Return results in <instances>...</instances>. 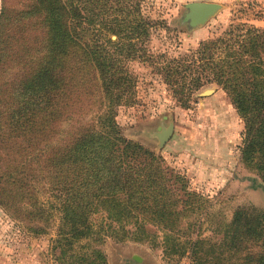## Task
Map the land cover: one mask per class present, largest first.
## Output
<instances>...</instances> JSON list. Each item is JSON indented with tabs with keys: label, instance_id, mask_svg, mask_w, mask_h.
<instances>
[{
	"label": "trees",
	"instance_id": "1",
	"mask_svg": "<svg viewBox=\"0 0 264 264\" xmlns=\"http://www.w3.org/2000/svg\"><path fill=\"white\" fill-rule=\"evenodd\" d=\"M18 4L21 9L5 1L0 17V204L39 220L37 212L48 209L36 199L39 183L60 185L57 236L67 246L90 235L88 216L98 206L110 219L134 220L135 226L148 212L163 218L168 213L163 200L170 191L157 187L155 176L165 180L152 170L153 153L120 136L113 118L132 85L120 57L125 48L133 50V38L146 34L145 21L138 16L140 1ZM104 32L116 34L115 40L107 38L112 52L101 42ZM125 32L134 35L121 34ZM261 48L264 28L240 25L156 68L182 107H189L193 93L205 84L214 83L228 95L244 121L241 160L264 180ZM86 108L87 113L96 108L101 113L98 120L82 124L81 118L73 135L52 143L59 122L84 117L81 110ZM138 158L145 160L136 163ZM225 236L224 247L246 252L244 264H264V213L237 208ZM59 253L60 262L67 264H107L104 253L94 246L68 257L66 249ZM196 261L191 259L192 264H199Z\"/></svg>",
	"mask_w": 264,
	"mask_h": 264
},
{
	"label": "rangeland",
	"instance_id": "2",
	"mask_svg": "<svg viewBox=\"0 0 264 264\" xmlns=\"http://www.w3.org/2000/svg\"><path fill=\"white\" fill-rule=\"evenodd\" d=\"M5 1L9 7L21 9L18 3L25 0H0V17ZM139 1L138 16L145 21L146 34L133 38V50L125 48L120 57L132 85L125 100L116 106L113 118L120 136L153 153L152 170L165 180L155 176L157 187L170 191L165 196L167 200H163L168 213L161 218L148 212L140 226H135L134 220L110 219L98 206L88 216L90 235L67 246L57 236L61 225V186L52 183L51 191L50 185L39 183L36 199L48 208L43 214L35 211L39 220L0 204V264H67L58 259L60 249H66L68 257L70 253L85 252L90 246L100 248L107 264H138L133 255L141 258L139 264H178L184 257L199 264H244L242 257L246 252L222 245L227 240L226 226L237 208H255L264 213V180L240 156L244 121L228 95L214 83L195 91L189 107H182L156 66L188 54L200 42L224 36L240 25L258 26L264 21V0ZM195 1L217 2L221 8L205 23L193 27L185 16L186 4ZM93 33L99 36L96 31ZM108 37L115 40L116 34L101 35L105 50L112 52ZM260 50L264 61V50ZM206 91L211 92L204 94ZM81 111L84 117L79 114L59 122L60 130L52 143L73 135L81 118L83 124L101 114L96 108L90 113L87 108ZM171 123L172 135L160 145L159 128ZM143 160L138 158L135 162ZM158 166L163 173H159ZM247 246L257 251L252 243L247 242Z\"/></svg>",
	"mask_w": 264,
	"mask_h": 264
},
{
	"label": "water",
	"instance_id": "3",
	"mask_svg": "<svg viewBox=\"0 0 264 264\" xmlns=\"http://www.w3.org/2000/svg\"><path fill=\"white\" fill-rule=\"evenodd\" d=\"M188 12L186 13V20L193 27L202 25L207 21L209 17L214 15L220 8L221 5L217 2H207V1H195L186 4ZM211 91H206L204 94L210 93ZM160 133L157 134L160 145H163L172 135L173 124H169L167 128H159ZM133 259L137 262H141V258L138 255H133Z\"/></svg>",
	"mask_w": 264,
	"mask_h": 264
},
{
	"label": "built area",
	"instance_id": "4",
	"mask_svg": "<svg viewBox=\"0 0 264 264\" xmlns=\"http://www.w3.org/2000/svg\"><path fill=\"white\" fill-rule=\"evenodd\" d=\"M178 264H191V261L187 257H184L182 261L179 262Z\"/></svg>",
	"mask_w": 264,
	"mask_h": 264
},
{
	"label": "crops",
	"instance_id": "5",
	"mask_svg": "<svg viewBox=\"0 0 264 264\" xmlns=\"http://www.w3.org/2000/svg\"><path fill=\"white\" fill-rule=\"evenodd\" d=\"M239 1H240V0H239ZM241 1H242V0H241ZM256 22H258V21H256ZM257 25L260 26V27H264V21L258 23ZM258 26H256V27H258ZM138 264H139V263H138Z\"/></svg>",
	"mask_w": 264,
	"mask_h": 264
}]
</instances>
